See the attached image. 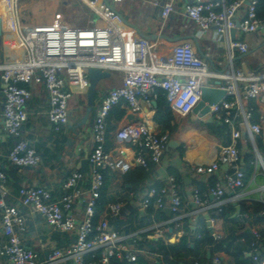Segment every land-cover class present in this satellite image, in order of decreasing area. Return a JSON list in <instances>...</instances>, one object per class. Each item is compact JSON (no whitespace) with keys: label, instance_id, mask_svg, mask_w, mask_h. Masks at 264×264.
I'll use <instances>...</instances> for the list:
<instances>
[{"label":"built area","instance_id":"2783aa9c","mask_svg":"<svg viewBox=\"0 0 264 264\" xmlns=\"http://www.w3.org/2000/svg\"><path fill=\"white\" fill-rule=\"evenodd\" d=\"M0 7L1 28L6 24L17 40L22 54L0 64V90L3 94V110L0 138L9 137L16 141L8 154V160L18 168H35L41 155L30 143L22 139V129L28 120L27 104L31 99L27 88L21 84H43L49 110L47 119L50 128L60 133L69 125V101L72 93L69 82L77 80L81 89L89 87L90 70L107 72L117 70L123 74V84L109 92L103 100L99 113L92 125L93 151L88 158L90 165L89 187L85 188L86 175L73 171L64 183L65 194L54 197L50 190L38 186H23L19 189L17 204L7 203L9 176L0 165V259L5 264H57L70 261L72 264H109L110 258L123 251L130 262L136 261V252L123 247L124 235L104 218L97 227L93 217L104 185V172L122 175L134 167L149 170L150 164H159L168 149V134H156L147 121L123 126L116 132L120 142L129 145L114 151L105 148L107 119L114 106L125 102L131 114H142V107H152L157 91L164 92L172 112L186 117L193 113L201 101L202 88L214 87L215 77L226 91L225 97L211 106L207 115L230 125L232 142L223 146L217 158L209 165L195 168L199 175H213L221 166H227L223 178L211 189L216 200L223 199L227 191L245 187V172L241 165L238 142L246 129L249 140L255 145L260 139L264 146V73H242L233 70L235 52L247 54L249 47L242 41L233 40V30L244 34L264 31V22L256 13L257 0H112L114 3L138 1L160 10L165 23L176 12L178 2H184L183 13L202 32L214 30L218 40L226 43L227 67L225 74L210 71L207 62L199 58L191 42H177L169 56L157 51V42L140 34H131L117 24L118 14L109 4H98L97 0H83L105 23L98 26L92 20L86 27H72L67 24H35L31 15L22 10L23 3L43 0H8ZM245 8L244 15L239 18ZM6 18V21H5ZM5 21V22H4ZM3 35V30H2ZM222 80L226 84H222ZM242 98L253 100L260 112V122L251 123L252 113L243 106ZM130 153V157L127 156ZM180 186L174 177H167L159 189H152L143 200V207L180 211L182 200ZM78 201L85 204L82 221L76 219L74 206ZM194 202L204 208L208 206L207 196L194 192ZM20 206L41 216L45 224L59 233L76 234L75 242L65 248L51 252H37L22 241L26 216ZM121 205L110 206V216L121 214ZM264 222V213L262 215ZM250 256L255 264H264V257L258 243L264 238V231L253 233ZM216 240L220 236H214ZM99 254V260L87 261L89 256ZM43 259V260H42ZM192 264H200L196 259ZM211 264H222L219 256Z\"/></svg>","mask_w":264,"mask_h":264},{"label":"crops","instance_id":"0c3cea01","mask_svg":"<svg viewBox=\"0 0 264 264\" xmlns=\"http://www.w3.org/2000/svg\"><path fill=\"white\" fill-rule=\"evenodd\" d=\"M98 4H109L118 14L116 24L124 31L131 34H140L143 37L157 42V51L162 56H169L170 51L177 42L188 41L194 46L197 56L205 60L210 71L225 74L230 71L227 67L226 43L218 40L214 30L200 31L195 24L189 21L183 13L184 2H178L176 12L164 23L160 17V10L151 5L138 1H123L114 3L112 0H97ZM189 0H186V2ZM226 2V1H225ZM9 4L8 0H0V7ZM22 10L31 15L35 24H67L73 26H87L94 20L96 25H105L95 12L91 10L83 0H43L23 3ZM241 10L239 18L245 13ZM95 16V18L93 17ZM6 21V18H5ZM4 21V22H5ZM0 41V64L7 60L19 58L22 50L14 38L13 33L5 26ZM234 39L246 43L249 47L247 54L235 52L233 70L242 73H264V31L244 34L236 31ZM104 76L90 81L89 87L81 89L78 81L69 82L68 88L72 93L69 101V125L60 133L54 132L48 123L47 112L49 110L48 96L43 84L33 83L28 85L31 99L27 104L28 120L22 129V139L27 140L41 155L42 161L35 168H18L10 163L8 154L16 141L12 138H0V165L9 176L6 188L8 195L6 201L9 204H17L18 188L23 186H38L51 191L54 197L65 194L64 183L73 171H80L86 175L85 188L89 187L88 173L90 165L88 158L93 148L94 140L91 132L92 125L99 113L103 100L110 91L119 88L123 84V74L117 70L103 72ZM219 78L215 77L214 81ZM225 85L226 81L222 80ZM1 87V84H0ZM245 98H242L243 106ZM3 94L0 90V126L3 110ZM121 109L125 112L121 121L113 120L110 132L107 127L105 148L114 151L120 147H128L117 140L116 132L123 126L139 121H147L156 134H161V129L154 123L155 107L143 106L142 114H131L127 104L122 102ZM174 114V113H173ZM260 114V112H259ZM129 115L137 117L136 122L127 120ZM87 116L85 124L84 118ZM175 124L179 132L175 137L169 136V142L177 144L170 147L164 154L159 164H150L149 170L134 167L125 175L106 171L104 172V185L102 189V204L99 207L101 219L106 218L111 226L114 223L123 235V247L134 249L136 242L152 241L168 247H173L168 255L151 253L147 249L134 251L142 256L146 264H183L198 259L203 264H211L215 256H219L222 264H235L234 260L224 253L211 254L207 248L201 249L198 256L195 252L185 255L183 248L176 250L181 241L186 238L190 249L194 250L195 242L199 241L201 231L205 228L211 234L215 242L226 240L230 235L238 236L235 246L244 250L245 256L250 258L249 244L246 236L254 239L255 231H264V222L261 212L259 216L243 211V205L259 203L264 205V160L260 153L257 139L254 145L249 140L246 129L240 125L242 136L239 140L241 159L244 155H253L252 174L245 187L239 190H229L222 200L218 201L209 193L217 182L227 172V166H221L213 175H199L195 172L197 166L209 165L216 158L223 145L212 135L206 127L209 116L200 119L195 114L186 117L174 114ZM216 124L218 120L213 118ZM215 124V123H214ZM244 128V129H243ZM168 134V133H166ZM169 135V134H168ZM264 150V146L263 149ZM130 157V153L127 152ZM85 162L86 171H82ZM241 165L245 168L242 159ZM140 170L144 171L143 175ZM245 172V171H244ZM142 175V176H141ZM167 177H174L180 186L182 206L179 212L173 213L169 209L160 210L153 205L147 209L143 207V200L148 197L152 189L161 188ZM198 190L200 195L207 196L208 206L202 208L194 202V192ZM18 191V192H17ZM121 205V214L112 218L110 206ZM239 208V211L236 207ZM20 211L26 216V229L21 233L23 243L37 252H51L56 248H65L73 244L76 234L59 233L49 228L40 215L32 213L29 209L20 206ZM101 210V212H100ZM74 215L82 221L85 216V204L78 201L74 206ZM223 215V216H222ZM261 218L262 220H258ZM116 227V226H115ZM215 235L220 236L219 240ZM127 254L118 253L119 258ZM263 255V256H262ZM261 256L264 257V248L261 247ZM43 260V259H42ZM129 261V259H128ZM130 262V261H129ZM0 264H5L0 259ZM57 264H72L70 261Z\"/></svg>","mask_w":264,"mask_h":264},{"label":"trees","instance_id":"16d2710c","mask_svg":"<svg viewBox=\"0 0 264 264\" xmlns=\"http://www.w3.org/2000/svg\"><path fill=\"white\" fill-rule=\"evenodd\" d=\"M227 4L232 3L234 0H225ZM256 13L258 19L264 22V0H257V6H256ZM95 18V16L93 15ZM21 87L27 88L28 85L21 84ZM157 99L154 101L156 103V107L154 109L155 115H154V123L161 129V134H166L168 133L170 137H175L177 133L179 132V127L175 124V117L174 114L167 103L165 94L163 91L158 90L157 91ZM244 108L247 111H251L252 113V118H251V123H259L260 122V114H259V109L255 105V102L253 100H245L244 102ZM125 112L121 109V105H116L113 107L111 110L109 117L107 119V127L108 131L110 132L111 130L114 129V127L111 126V122L113 120L121 121V119L124 117ZM218 124H208V125H202V127H206L208 131L214 135L223 146H229L232 142V127L223 121H218ZM237 128L240 129V126L237 125ZM259 147H260V153L261 156L264 160V150L263 146H261V143L259 142ZM238 148H240V144L238 143ZM244 164H245V178H244V183L248 182L249 178L251 177L252 174V165L251 162L253 161V155L246 154L242 157ZM140 173L143 175L144 171L140 170ZM141 175V176H142ZM20 188H18L19 191ZM17 191V192H18ZM102 194V193H101ZM102 196V195H101ZM102 204V199L100 197L98 206ZM97 206L95 215L93 217V225L94 227H97L99 224V220L101 219L100 214H99V207ZM254 206L253 213L256 216H259L261 212H264V205L259 204V203H253L251 205L244 204L243 205V211L244 212H250L252 210V207ZM101 212V210H100ZM223 216V215H222ZM258 220H262L261 218H257ZM114 228L117 230L120 225L114 223ZM204 231H201V236L202 238L199 241L195 242V248L194 250L190 249L189 241L184 238L179 246L176 247V250L179 248H183L185 251V255L181 256L182 258H187L188 255L191 253L198 254L200 253L201 249L207 248L208 251L213 254V253H224L228 255L231 259L234 260L235 264H255L250 257H246L244 250L242 248H238L235 246V242L237 241L238 236L235 234L230 235L226 240L220 241V242H215L213 238L211 237V234L209 231L205 228V224H203ZM119 231V230H118ZM246 239L248 240L249 248L250 244L254 241V239H251V236H246ZM260 251L261 247L264 248V238L262 241L258 243ZM147 249L151 253H163L164 255H168L169 251L173 250V247H168L160 243H153L152 241H144V242H136V245H134V251H139V250H144ZM250 251V249H249ZM94 256H89L87 258V261H97L99 260V254L95 253ZM263 256V255H262ZM195 260V259H194ZM193 260V261H194ZM198 260V259H197ZM192 261V263H193ZM199 261V260H198ZM207 264L209 261H206ZM200 264H203L201 261H199ZM109 264H146L145 259L142 256H137L136 255V261L135 262H129L128 258H126V255H123L121 258H119L118 254H115L113 257L110 258ZM183 264H190L189 262H185Z\"/></svg>","mask_w":264,"mask_h":264},{"label":"water","instance_id":"95a60500","mask_svg":"<svg viewBox=\"0 0 264 264\" xmlns=\"http://www.w3.org/2000/svg\"><path fill=\"white\" fill-rule=\"evenodd\" d=\"M235 33H236V30H233L231 32V38L233 40H234ZM1 38H2V28H1V21H0V41H1ZM104 75L105 74H103V72L100 70H90L88 72V76H89L90 81L97 80L98 78H100ZM211 84L214 85V87H203L202 88L201 101L193 111V114L197 115L200 119L205 118L210 113L211 106L218 104L226 95V91L219 87L221 84L220 81H214V82H211ZM153 106L154 107L156 106L155 102H153ZM86 119H87V116L84 118V120L80 124V126L85 124ZM127 120L130 122H136L137 117L133 116V115H129L127 117ZM212 123L216 124L213 117H209L208 124H212ZM176 144L177 143L175 141L169 142L170 147H174ZM82 171L83 172L86 171L85 162H83V164H82ZM236 207L239 211V208L237 205H236Z\"/></svg>","mask_w":264,"mask_h":264},{"label":"rangeland","instance_id":"374dc122","mask_svg":"<svg viewBox=\"0 0 264 264\" xmlns=\"http://www.w3.org/2000/svg\"><path fill=\"white\" fill-rule=\"evenodd\" d=\"M69 26H72V27H80V28H81V27H82V28H83V27H86V26H73V25H69ZM92 82H95V80H93Z\"/></svg>","mask_w":264,"mask_h":264}]
</instances>
